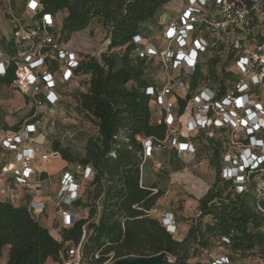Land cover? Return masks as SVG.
Segmentation results:
<instances>
[{"label":"trees","instance_id":"16d2710c","mask_svg":"<svg viewBox=\"0 0 264 264\" xmlns=\"http://www.w3.org/2000/svg\"><path fill=\"white\" fill-rule=\"evenodd\" d=\"M171 1L40 0L39 16L65 12L64 40L71 39L94 20L105 29L109 40L101 55H85L76 70L84 76L85 86L78 93L77 108L96 129L87 140L85 155L79 158L59 141L53 143V150L63 159L93 167L86 197L82 195L74 205L75 212L87 208L88 215L71 226L56 223L60 233L56 237L28 203L0 198V259L5 257L0 264H43L48 258L60 262L62 254L80 242L83 259L89 264L160 253L171 256H163L160 264H207L199 257L213 250L216 243L223 247L220 254L228 257V264L251 255L264 258V185L259 187L250 180V176L262 173L264 163L252 171L246 168L245 188L225 178L223 152L230 142L227 128L217 130L224 135L223 141L215 136L207 137L208 145L212 146L215 180L198 199V213L191 218L184 238H176L162 219L151 214L165 190L158 182L150 183L145 177L144 167L149 158L145 157L143 138L151 137L157 143L166 139L169 129L166 123L156 122L151 95L147 93L148 87L162 85L156 76V69L161 73L162 69L155 64V58L140 56L134 36L149 37L150 31L143 24L150 20H155L161 30L158 18ZM228 1L247 8L250 34L253 28H258L252 34L251 47L264 46V19L260 20L264 15V0ZM223 54L225 51L204 55L191 77L192 91L210 83L218 87L219 96L227 92L229 74L224 70ZM241 54L242 49H236L227 53L226 58L232 60L234 55ZM221 64L223 68L219 71L217 67ZM15 70L12 64L0 77L1 88L11 87ZM238 79L239 76L232 77L234 82ZM257 88L254 87L253 97ZM178 102L182 112L186 100L180 98Z\"/></svg>","mask_w":264,"mask_h":264},{"label":"built area","instance_id":"2783aa9c","mask_svg":"<svg viewBox=\"0 0 264 264\" xmlns=\"http://www.w3.org/2000/svg\"><path fill=\"white\" fill-rule=\"evenodd\" d=\"M11 1L14 0H0V3L8 6L6 12L12 26L10 36L0 37L2 45L0 46V77L4 76L8 68L14 64L16 70L12 88L19 90L36 107L47 103L55 104L59 100L57 91L59 81L84 80V76L78 75L76 70L85 56H80L71 39H63L59 12L55 15L39 16L42 12L40 0H26V12L32 21L24 22L27 17L24 16L23 19L16 17L12 12ZM189 2L190 5L182 9L183 14L179 21L168 17L166 11L158 18L161 31L165 33L166 43H169L167 48L153 43L150 37L142 34L134 36L140 56L155 58L162 69V85L148 87L147 93L151 95L150 103L154 109L156 122L166 123L169 129L166 139L157 143L151 137L143 138L145 157L149 158L153 148L161 147L168 142L172 126L181 116L186 118L190 130L204 132L206 140L207 137H213L216 130L222 128L230 130V137H238V129L244 128L246 122L249 125L248 129L251 130L247 141L245 140L248 145L247 151L241 154L239 162L229 160V153H226L222 166L225 178L233 179L235 183H239L237 185L240 188H245L246 179L244 181L240 173L245 172L248 167L252 171L264 163V152L254 153L250 146L262 147L264 140L255 135L256 131L261 129L262 123L255 125L248 117L239 121L238 116L262 109V105L253 97V90L255 86L264 85V66L260 69L264 62L257 70L260 71V75L257 74L246 80L244 74L247 69L252 71L251 66L256 57L262 58L264 46L251 47L254 42L252 34L257 31L253 28L252 34L249 32L246 7H237L234 2L228 0H215L214 4L211 0H189ZM108 42L109 40L107 45ZM236 49H242L240 56L234 55L232 58L239 68L237 74L239 79L231 88L228 86L223 96H219L218 87L210 83L202 85L195 91L191 90V77L203 61L204 55H212L220 51L229 54ZM53 60L59 62V76H56L50 68ZM180 98L186 100L182 112L178 102ZM33 129L32 124H23L17 130H7L1 139L2 148L15 153L11 160L1 164L0 170V181L2 184H8L10 191L20 185L28 190L32 189L36 160L47 161L50 155L59 154L55 151L47 154L37 147L21 146L24 137ZM175 140L172 142L175 143ZM176 148L180 153L197 151V147L190 141L178 142ZM79 168L81 170L78 173L65 171L54 201L59 214V223L65 226L73 225L80 218L74 211V205L83 195L85 182L94 174L91 165H79ZM2 192L5 193V190ZM5 197L16 201L11 194L6 193L2 198ZM28 206L36 216L42 217L48 210L47 198L38 199L34 196ZM162 221L174 234L176 230L174 215L166 213ZM82 246V242L71 246L62 254L59 264H89L83 259ZM205 261L207 264L229 263L226 255L218 254L213 250L205 252ZM112 262L107 261L103 264Z\"/></svg>","mask_w":264,"mask_h":264},{"label":"rangeland","instance_id":"374dc122","mask_svg":"<svg viewBox=\"0 0 264 264\" xmlns=\"http://www.w3.org/2000/svg\"><path fill=\"white\" fill-rule=\"evenodd\" d=\"M190 5L189 0H172L166 6V14L168 17L179 21L183 14L182 9ZM192 5V4H191ZM13 14L22 18H27L24 22H31L28 13L26 12V0L11 1ZM215 7V6H213ZM8 6L5 3H0V37L10 36L12 34V26L9 21V16L6 12ZM214 11V9H212ZM6 14V15H5ZM60 19L63 20L65 12H59ZM264 19V15L262 16ZM150 31V39L153 43L167 48L169 43H166L165 33L161 31L155 20H150L143 24ZM264 28V25H262ZM257 31V28L254 29ZM107 35L101 24L94 20L86 29L74 35L71 38V43L79 51L81 57L85 55L99 56L107 48ZM0 46H2L0 44ZM250 48V47H249ZM227 52L223 54L222 62L225 63V72H228L226 80L231 88L234 84L232 77L238 76L239 68L236 62L227 60ZM203 60V59H202ZM264 62V54L262 58L257 57L253 61L252 71L246 70L245 79L249 80L260 75V64ZM157 65V61H155ZM223 65L217 68L221 71ZM59 62L53 60L51 62V70L56 76H59ZM157 77L163 80V74L160 69H156ZM264 71V70H263ZM231 72V73H230ZM233 74H235L233 76ZM262 74V73H261ZM84 80L78 79L73 82L59 81L57 91L59 100L55 104H45L44 106L36 107L28 98H26L19 90L12 87H4L0 89V165L11 160L14 157V152L5 150L1 146V139L5 136L7 130H13L12 126H21L32 124L34 129L29 132L28 136L24 137L22 145L37 147L41 152L51 154L54 152L53 143L59 141L64 147H67L71 153L77 157H83L86 152L87 140L96 132L94 124L89 121L84 114L77 108V96L79 91L84 90ZM255 100L262 105V109L255 113H243L238 116L239 121L250 118L252 123H262L261 129L256 131L255 135L264 140V85L258 86L254 93ZM253 117V120H252ZM256 125V124H255ZM18 128V129H19ZM248 123L244 122V128L238 129V137L231 136L227 149L224 150L223 156L229 153V160H240L241 154L247 151L246 139L251 132ZM168 142L161 147L157 146L152 149L149 160L145 164V177L148 182H158L160 187L165 190L164 196L160 198L159 205L151 211L155 217L162 219L166 213H171L176 219V230L174 236L182 238L190 223L191 218L198 213V197L203 196L215 180V168L211 161L212 149L208 145V141L201 132L190 130L186 123V118L181 116L174 126H172ZM214 136L219 141H223L224 135L216 130ZM176 139V140H175ZM175 140V143L172 142ZM181 141L193 142L197 147L195 153H190V156L183 155L177 151L176 143ZM254 153L264 152V146H250ZM182 154L183 157L180 155ZM189 154V153H188ZM41 162L40 166L43 170L36 171L37 176L33 179V187L28 190L24 187L15 186L13 191L8 189V184H2L0 181V198L6 193L14 196L17 203H29L34 196L40 195V198H47L48 210L41 217L43 224L50 228L51 233L59 237V228L56 223H59V214L54 206V201L57 192L60 188L61 179L65 171L73 173L80 172L79 162H69L62 158L61 154L50 155L47 161L36 160L35 163ZM264 165V164H263ZM264 167L262 173L255 175L250 180L257 182L259 187L264 185ZM244 177V181H248V173H240ZM243 181V182H244ZM88 180L84 184L83 197H86ZM239 184V183H236ZM5 190V193L2 192ZM80 218L87 217L88 209H78ZM53 227H55L53 229ZM183 231V232H182ZM213 251L220 254L223 252V247L216 245ZM7 252L5 249L4 256ZM205 260V255L199 257ZM5 257L0 259V263L4 262ZM43 264H59L58 261L48 258ZM231 264H264V258L260 256H248L246 258H237Z\"/></svg>","mask_w":264,"mask_h":264},{"label":"water","instance_id":"95a60500","mask_svg":"<svg viewBox=\"0 0 264 264\" xmlns=\"http://www.w3.org/2000/svg\"><path fill=\"white\" fill-rule=\"evenodd\" d=\"M163 256H169L166 253H160L154 256H138L132 259L121 258L110 264H160Z\"/></svg>","mask_w":264,"mask_h":264},{"label":"crops","instance_id":"0c3cea01","mask_svg":"<svg viewBox=\"0 0 264 264\" xmlns=\"http://www.w3.org/2000/svg\"><path fill=\"white\" fill-rule=\"evenodd\" d=\"M183 155H187V156H190L191 154L189 153H184ZM181 157H183L182 156V154L180 155ZM40 163L41 162H37V163H34V167H35V170L37 171V170H39L40 172L43 170V168L40 166ZM35 177L37 176V174H36V172H35V175H34ZM37 198L38 199H42V198H40V195H37ZM200 197H198V199H199ZM190 226V225H189ZM189 226L186 228V229H184V232H185V234L187 233V231H188V229H189ZM183 232V231H182ZM185 234L183 235V237L182 238H184V236H185ZM182 238H178V239H182Z\"/></svg>","mask_w":264,"mask_h":264}]
</instances>
